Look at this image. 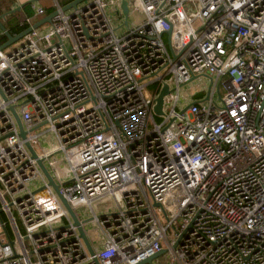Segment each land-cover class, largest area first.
<instances>
[{
    "label": "built area",
    "instance_id": "obj_1",
    "mask_svg": "<svg viewBox=\"0 0 264 264\" xmlns=\"http://www.w3.org/2000/svg\"><path fill=\"white\" fill-rule=\"evenodd\" d=\"M121 2L53 0L0 46V264H264V0Z\"/></svg>",
    "mask_w": 264,
    "mask_h": 264
},
{
    "label": "water",
    "instance_id": "obj_2",
    "mask_svg": "<svg viewBox=\"0 0 264 264\" xmlns=\"http://www.w3.org/2000/svg\"><path fill=\"white\" fill-rule=\"evenodd\" d=\"M37 1L38 0H30L27 3H25V4H33V3H36ZM84 1H87V0H74L73 2H71V3L67 4L66 6L62 7V10L63 11H67V10H70V9H75L80 3L84 2ZM25 4H23V5L19 6V7H16L15 9L11 10L7 14H11V13H15V12L20 11L21 8H23ZM120 9L122 11L123 18L126 20L127 17H128V7H127V1L126 0H122L121 5H120ZM7 14H5V15H7ZM54 15H55V12L51 13L48 16H45V17L41 18L40 20H38L34 24H32L30 27H28L26 30L22 31L21 33H19L18 35L14 36V37L11 36L6 31V29L2 25L1 17H0V31L5 35V37L7 39L6 43H4L1 46V49H5V48L13 45L14 43L20 41L23 37H25L27 34H29L33 29H37V28H39L40 26H42L44 24L50 23V21H51V19L53 18ZM4 16H2V17H4ZM167 93H168V88L166 86H164V88L160 91V93H159V95H158V97L156 99V106H155V109H154L156 114H161L162 99H163L164 95H166ZM0 94H1V92H0ZM1 96H2V98H4V96L2 94H1ZM11 110H12V113H13L14 118L16 120L18 129H19V132H20V136H21V138H25L26 132L23 130V127H22V124H21V122L19 120V117H18V115L15 113V111L13 109H11ZM26 146H27L28 150L30 151L32 157L33 158H37L36 153L34 152L32 147L29 144H27ZM37 164H38L41 172L46 177L49 185L54 189L56 194L59 196L63 206L65 207L66 211L68 212V214L70 215L71 219L73 220L74 225L77 226L78 232L80 234L81 239L85 243L89 253L92 255L93 254V249H92V247H91V245H90V243L88 241V238H87L83 228L81 227L78 219L76 218L74 212L72 211L71 207L59 195L58 186L53 182L50 174L48 173V171L44 167L42 160H37ZM164 253H165V250H162V251L158 252L157 254H155L153 256H150V257L140 261L137 264H151L154 259L162 256Z\"/></svg>",
    "mask_w": 264,
    "mask_h": 264
},
{
    "label": "rangeland",
    "instance_id": "obj_3",
    "mask_svg": "<svg viewBox=\"0 0 264 264\" xmlns=\"http://www.w3.org/2000/svg\"><path fill=\"white\" fill-rule=\"evenodd\" d=\"M43 1V0H42ZM52 3H53V0H51ZM105 1L106 3H108V15H112V10H113V7H111V4L109 3L110 0H103ZM128 3L130 5H132L133 1L134 0H127ZM138 19H140V17H137V16H134L133 14H131L128 18V23L131 24L132 23V20H135L137 21ZM124 23V22H122ZM113 26L115 28H117V23L116 22H112ZM119 32V31H118ZM209 85H210V81L209 79H207L206 77H201V78H198V79H195V81L189 83L188 85L184 86L181 88L180 90V95L182 97H186L187 98V102H189V97H190V94L191 92H199L201 93V95L204 93L207 92L208 88H209ZM220 92L221 94L224 93L223 89H220ZM45 127H43L42 129L40 130H44ZM41 132V131H40ZM46 139L43 140L41 139V142L39 144V146H34V149L38 152V153H41L42 150H44L45 148H50L51 146H53V143L51 142V140L49 141L48 138H51L49 136H46L45 137ZM42 148V149H41ZM58 160H59V165L57 164L55 167H54V170L56 172H58L61 176H63V168L60 167V164H64V163H60V154L58 155ZM32 186H34L33 184H31ZM112 204V202L110 200H106V201H103L100 205H97L95 206V211L97 213H102L106 210L107 206ZM95 229H96V226L95 224H90L88 226L85 227V231L87 233V235L89 236V238L91 239H97L96 238V234H95ZM98 239H99V236H98ZM170 255L168 253H164L162 256L154 259L152 261L151 264H173L171 263L170 261Z\"/></svg>",
    "mask_w": 264,
    "mask_h": 264
},
{
    "label": "trees",
    "instance_id": "obj_4",
    "mask_svg": "<svg viewBox=\"0 0 264 264\" xmlns=\"http://www.w3.org/2000/svg\"><path fill=\"white\" fill-rule=\"evenodd\" d=\"M73 1L74 0H57L58 4L61 7H64ZM11 3H12V0H0V4L5 5L7 8V11H5L4 13H0V17H1L2 25L4 26L6 31L11 36L14 37L18 35L19 33H21L22 31L26 30L28 27H30V23L26 22V20L27 19L31 20L33 18L34 10H33L32 4H25L24 7L22 8V11L7 14L8 12L11 11L10 9H8ZM41 8L43 9V12H44L43 17L50 15L55 10L53 3L50 7H41ZM6 41L7 39L5 35L0 32V46L6 43Z\"/></svg>",
    "mask_w": 264,
    "mask_h": 264
},
{
    "label": "crops",
    "instance_id": "obj_5",
    "mask_svg": "<svg viewBox=\"0 0 264 264\" xmlns=\"http://www.w3.org/2000/svg\"><path fill=\"white\" fill-rule=\"evenodd\" d=\"M28 1H30V0H12V3L8 7V9L13 10L16 7H19V6L27 3ZM51 5H52V1L51 0H43V1L38 0L36 3L32 4V7L33 6H35V7H50ZM5 11H7L6 6L0 4V13H4ZM20 11H22V8H21ZM20 11H18V12H20ZM41 18L42 17H37V16L34 15L31 20H32V22H36V21L40 20Z\"/></svg>",
    "mask_w": 264,
    "mask_h": 264
}]
</instances>
